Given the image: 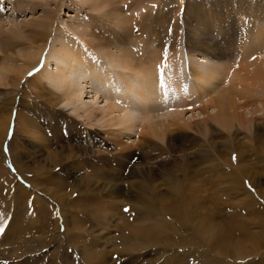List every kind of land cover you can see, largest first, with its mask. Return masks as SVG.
I'll return each mask as SVG.
<instances>
[{
  "label": "rangeland",
  "instance_id": "rangeland-1",
  "mask_svg": "<svg viewBox=\"0 0 264 264\" xmlns=\"http://www.w3.org/2000/svg\"><path fill=\"white\" fill-rule=\"evenodd\" d=\"M84 28L86 40L133 52L136 66L182 62L190 89L202 86L197 68L226 66L225 78L207 85L221 91L246 53L264 61V0H0V69H16L0 80V264H264V113L233 133L213 124L194 138L181 128L120 159L111 129L88 124L38 76L55 40L82 43ZM194 44L207 51L196 54ZM38 51L40 60L25 66L24 56ZM252 87L244 94L254 104L264 89ZM192 114L185 120L194 123ZM238 147L249 161L235 154L232 166L227 150ZM245 167L254 182L241 175Z\"/></svg>",
  "mask_w": 264,
  "mask_h": 264
},
{
  "label": "bare ground",
  "instance_id": "bare-ground-1",
  "mask_svg": "<svg viewBox=\"0 0 264 264\" xmlns=\"http://www.w3.org/2000/svg\"><path fill=\"white\" fill-rule=\"evenodd\" d=\"M120 22L121 24H126V22L124 21ZM85 28L89 30L87 27ZM85 28L82 31V43L76 44L73 42L71 44L63 40L61 41L59 37L55 40L53 47L50 48L49 53L46 57L45 65L40 71V75L38 76L45 78V80L47 79L49 84L54 87L55 91L63 94V96L66 97L65 106L72 107L74 109V113L77 116L82 117V119H88L90 121V123L88 124H91V126H93L95 124L99 125L102 123L104 124V126H106L108 131H110L111 129L112 135L114 137L113 141L115 150H118L120 159L124 157L128 158V156L131 157V155L135 156L136 150L138 153L143 152L144 147L142 148V146L144 143L149 142V145H156L157 143L153 139H157L160 142L168 140L169 132L181 130V128L188 129L190 131L188 132V134L191 136H193L192 134L194 133L198 134L199 136L201 134H205L206 130L215 128L216 126H214L213 124H216L221 128V130L233 133L235 127H237L239 131L240 128H244L250 122H255L256 120L258 121L259 119L256 118L255 115L263 116V114L259 113H264V96L261 95L260 97H256L259 98L258 101L256 100L254 104H251L253 100L252 97H248L249 94H244V91L251 90L250 87L253 86L252 88H254V85H259L260 87L258 89L254 88L257 91L256 94L264 89V61L262 62L260 60L254 62L252 61V59L251 61H248V59L251 58L250 56H248V54L252 53L251 51V53H246L245 56H243V60L240 58L242 62H239L240 60L238 61L240 63L239 69H237L233 73L230 72V74H228L227 82L230 83L228 88H221L222 90L218 91V88H213L212 86L211 88L207 87L208 84L210 85L212 83L213 85L214 82L212 81H222V79L225 78L223 77V75L227 70L226 66L223 67L222 65L219 68H212L208 66L207 69L209 70L206 73L203 72L202 69L197 68L193 72V77L194 80L196 79L200 83L202 82V86H193L192 89H190L189 86H191V83H187L190 75H188L187 80L184 79V74H186V71L182 62H178L176 65H172L171 67L168 66L167 68L166 65L163 68L158 67L159 65H150V62H146V64L143 66H136L134 57L135 54L133 52L120 48L117 45H115L116 50L113 49L115 46L111 49H106L104 47H101L97 42L95 43L94 39L89 38V40H86L85 38L90 36V31L88 32L87 30H85ZM123 31L128 33V30L125 29V27ZM16 33L17 35L19 34L18 32ZM43 34L41 33V35ZM260 39L262 40V36ZM35 41L36 39H34L33 42ZM119 41L120 44H123L122 39H120ZM112 44L114 45V43ZM45 46H47V44H45ZM249 49L251 50V48ZM249 49L247 50L249 51ZM244 50L246 49L244 48ZM200 51L207 50L203 47V45L196 44L194 47V52L197 54L200 53ZM94 52L101 54L100 60H98V58L100 57H92V53ZM253 53L252 55H254ZM42 54V51H38L37 56H34V52L32 54H29L28 57L24 56V58L26 59L24 61L25 66L30 64L29 60H40ZM161 57L160 59H162ZM196 57L202 58V56L200 55L195 56V58ZM153 59L161 61L159 60L158 55H156V57H154ZM166 60L163 61L166 62ZM100 63H105L107 66H104ZM207 63L209 64V62L206 61V64ZM234 66H232L233 69ZM24 68H26V72L20 70L18 72L19 75H25L31 69V67ZM161 69H164V73L162 74V76H160L161 74L158 73V71H160ZM9 71L10 70L7 67L5 71H1L0 69V80H4V73H8ZM10 72L15 73L16 69H12V71ZM242 72H244V74ZM167 74L169 78L167 77ZM171 74L176 77H173L172 80H169L172 76ZM38 76H36L34 80H36V78L37 80H40L38 79ZM88 98L90 99V101H86L88 100ZM258 102H260V104L262 105V110L255 106L258 104ZM187 106L194 107H192L190 111H187ZM197 110L198 112L195 113L197 114V118H195L194 123H191V121L189 122V120L187 119L185 120L186 113L192 112V116L194 117V112ZM193 117L192 119H194ZM7 130L8 126L6 124L5 130H3V134H6ZM218 132L224 134V132L220 130ZM126 136L127 140L125 141L123 138ZM233 140L237 141V137H234ZM133 148L135 149V152L134 150H132V153L130 151ZM85 151L90 153L91 150L85 148ZM227 152L229 153V163L232 166H236V164L232 163V157L235 154L238 155V162L249 161L246 160L244 152L241 151L239 147L237 149H232L231 151L227 150ZM251 152H254V149H252ZM17 165L19 169L23 167L19 161H17ZM248 169L249 167L241 169V175H245L246 179H248L249 181H251L250 178L256 179V176L252 175L251 170ZM252 182L254 181H251V183ZM148 184L146 183V185H141L140 192H142L141 190L147 192L148 190L146 189ZM34 185H36V181H34ZM254 185L256 184H253V186ZM77 189L78 188H75L74 190ZM22 192L23 194L24 192L25 194H29L28 190L26 189H24ZM63 201V198L60 199V204H62ZM44 206L46 208L49 207H47V205ZM255 208L258 209V207ZM260 213L261 212L258 211L259 216H261L262 214ZM262 218L264 219V217H261L260 220H262ZM206 220L208 221V219ZM228 223H230L233 228L235 227V222ZM201 224L203 223L201 222ZM244 227L245 226H243V229ZM236 230L237 228L235 229V231ZM227 231V228L223 227L221 232L223 234L221 240L225 245L229 246L231 244V240L228 237ZM232 233L234 235V231ZM246 233L247 231L244 232L245 235ZM230 237L232 238L233 236ZM141 243L142 242L139 241V245ZM188 243H190V241L181 239V246L183 248H185L186 244V247H188ZM178 245H180V243ZM256 249L257 252H260L262 250V248L261 250L258 248ZM205 260L203 259V261Z\"/></svg>",
  "mask_w": 264,
  "mask_h": 264
},
{
  "label": "snow or ice",
  "instance_id": "snow-or-ice-1",
  "mask_svg": "<svg viewBox=\"0 0 264 264\" xmlns=\"http://www.w3.org/2000/svg\"><path fill=\"white\" fill-rule=\"evenodd\" d=\"M126 211H127V209H126Z\"/></svg>",
  "mask_w": 264,
  "mask_h": 264
}]
</instances>
